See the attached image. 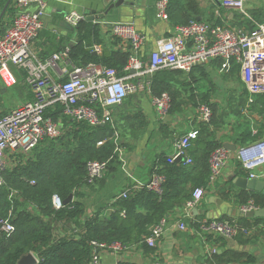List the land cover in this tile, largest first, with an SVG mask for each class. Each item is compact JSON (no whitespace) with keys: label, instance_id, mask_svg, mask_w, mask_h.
<instances>
[{"label":"built area","instance_id":"built-area-1","mask_svg":"<svg viewBox=\"0 0 264 264\" xmlns=\"http://www.w3.org/2000/svg\"><path fill=\"white\" fill-rule=\"evenodd\" d=\"M60 1L72 3L73 0ZM247 1L221 0V4L236 10L243 20L255 23L253 29L192 18L186 23L176 24L169 36L157 38L154 48L147 53V59L142 57L147 37L133 22L110 23L112 34L129 44L130 56L124 68L125 74L120 75L117 68L107 65L93 62L74 63L69 46L54 52L46 59L41 58L34 50L33 44L45 26L47 4L43 0H14L19 11L0 35V86L2 84L13 86L16 83L12 66H17L26 73L25 80L32 98L0 116V186H8L6 178L8 170L26 161L40 142L62 135L61 122L45 116L46 110L57 103L63 106V113L68 118L85 121L96 127L105 123L113 124L114 108L123 105L130 96L147 90L159 115L165 117L170 112L172 97L167 92L153 94L147 78L166 68L189 73L194 67L217 59L238 65L241 79L249 92L252 95H264V21L255 22L253 15L247 10ZM32 3L39 5L37 11L28 10ZM169 4L170 0L156 1L155 15L158 19H170ZM85 18L86 15L73 10L66 15V22L72 27H77ZM94 48L96 51L99 50L97 45ZM51 69H59L60 76L55 77ZM197 111L202 122H211L213 109L208 103H200ZM199 135L200 130L195 128L174 137L173 154L168 157V161L174 162L180 156L185 164H192L190 149ZM115 142L119 146L117 134ZM103 143L104 141L98 142L99 145ZM231 156V151L224 146H219L211 152L209 181H214L222 175ZM236 158L249 172L251 178L257 177L255 171L264 167V139L240 148L236 152ZM108 169L109 160L88 161L86 183H95ZM166 181L167 176L164 173L155 171L147 182L135 181V185L125 190L121 198H127L131 191L143 189L162 198ZM31 183H35V180ZM10 191L12 200L18 191L14 189ZM203 195L204 189L196 188L193 198L187 202L186 207L190 209L195 206ZM64 204L59 195H53L55 209H61ZM256 209L258 207L252 200L239 207L241 213ZM121 214H126L125 209ZM167 224L168 219L162 217L152 226L144 242L150 247H156ZM199 227L205 232L228 239L250 233L247 227L235 219L208 218L199 222ZM179 228L185 230L187 223L181 221ZM15 229L11 210L7 216H0V234L11 236ZM91 244L94 251L89 264H104L100 254L103 249L121 254L129 247L121 241L111 243L92 241Z\"/></svg>","mask_w":264,"mask_h":264},{"label":"crops","instance_id":"crops-1","mask_svg":"<svg viewBox=\"0 0 264 264\" xmlns=\"http://www.w3.org/2000/svg\"><path fill=\"white\" fill-rule=\"evenodd\" d=\"M43 1L47 4L44 16L45 26L34 42L33 48L41 58L46 59L54 52L77 43L76 32L66 22V15L70 11L76 10L86 16L93 13L100 14L116 0H73L72 3L60 0ZM7 2L8 0H0V13ZM155 3L156 0H145L144 6L133 12L132 16L133 23L147 37L143 58L154 48L157 38L169 36L176 24L183 23L193 16L212 23H224L248 30L253 28V25L243 20L236 10L224 7L221 0H170L169 20H160L156 17ZM246 7L253 15L255 22L264 19V0H248ZM38 8L37 3H32L28 10L37 11ZM18 11L13 1L1 24L5 27L9 26ZM92 22L99 24L101 28L103 46L108 49L128 50L129 44L122 40L118 44H113L116 36L111 32L109 21L96 18ZM94 50L96 51L95 48ZM96 52L101 54L103 47L99 46ZM198 66L193 68H196L193 73L197 81L193 85L197 102L208 103L215 108V114L213 112L215 117L209 123L202 122L197 111L199 104L190 102L183 105L182 111H176L173 115L169 112L165 117H161L147 90H141L138 94L129 97L125 104L115 107L113 124L116 125L119 137L117 147L121 164L113 165L101 179L82 187L85 215L91 216L99 211L102 216L109 215L115 210L121 194L132 188L135 181L147 182L150 179L155 172L152 170L153 166L160 155L169 157L173 154L174 137L195 128L202 131L201 123L207 124L205 133V135L208 134L207 137L221 142V146L224 147L225 143L235 145L236 149L231 150L225 147L232 154L228 165L218 179L209 181L208 178L206 184L200 186L204 189V195L195 206L188 209L185 203L182 206L171 207L167 211L168 224L156 247L145 248L142 242H134L129 244V247L121 254L103 249L100 254L104 264H264V222L257 224L251 219V226L248 228L250 233L240 234L234 238L237 244L244 246V250L235 249L228 238L205 232L199 227V222L210 219L216 214L228 212L219 218L233 215L240 205L244 204L240 203L238 198L241 192H257L239 185V178L251 177L237 160L236 152L253 143L242 138V134L247 130L259 137L258 140L264 139V105L262 103L264 95H252L249 92L241 79L239 66L235 63L217 59ZM18 70L20 69L17 66H12L16 78L13 86L20 79ZM50 71L55 77L60 76L59 69ZM24 82L26 83V80ZM13 86L5 84L0 86V116L28 100L32 94L28 87L27 98H22L23 95L20 93L19 97L13 96L12 103L10 100L7 103L3 93ZM202 98H205L207 102ZM138 112L143 114L142 118L134 117ZM128 116L131 118L127 119ZM190 155L194 159L192 151ZM255 172L258 174L257 178L264 179L262 174L264 167L258 168ZM188 189L193 198L196 188H193L191 182L188 183ZM188 213H190L189 216H187ZM231 217L239 221L238 217ZM181 221L187 223L185 230L179 228ZM153 225L148 227L149 231ZM60 231L59 233L64 232L63 229ZM239 239L249 242L243 244L238 241ZM241 251L250 253L255 261L246 263L243 258L225 262L216 260L214 257L215 253H229L232 257L235 252Z\"/></svg>","mask_w":264,"mask_h":264},{"label":"trees","instance_id":"trees-1","mask_svg":"<svg viewBox=\"0 0 264 264\" xmlns=\"http://www.w3.org/2000/svg\"><path fill=\"white\" fill-rule=\"evenodd\" d=\"M192 18L196 17L193 16L183 23ZM250 23L254 28V23ZM5 29L4 24H1L0 35ZM76 30L77 43L70 45V56L74 63H99L117 68L120 75L125 74L129 50L108 49L103 46L101 28L92 21L82 20L75 27L74 31ZM113 40V44L120 42L118 37ZM96 45L103 47L101 54L94 50ZM195 69L185 73L166 68L149 76L153 94L169 91L174 96L172 100L174 99L176 107L170 110L172 113L182 111L185 103L199 104L193 85L197 81L193 73ZM18 72L25 81L26 73L21 69ZM31 98L32 94L29 96ZM202 100L207 102L205 98ZM262 103L264 105V99ZM212 109L215 114V108ZM45 116L61 122L62 135L40 142L26 161L8 170V186H0V216H7L11 210L12 222L16 227L11 236L0 234V264H17L29 253L38 258L36 264H89L94 251L92 241H121L127 245L142 242L145 248H150L144 242L145 237L150 234L148 227L166 217L171 207L182 206L192 199L188 189L189 182L194 189L206 184L210 175V154L222 145L221 142L207 137L208 134L205 135L207 124L201 123L202 131L190 149L194 156L192 164L169 162L168 156L160 155L153 166V171L167 176L162 198L144 189L131 191L127 198L122 197L117 201L115 210L109 215L102 216L99 211L86 216L81 189L87 184V162L95 159L109 160V168L117 163L121 164L115 142L116 125L105 123L93 127L85 121L72 120L63 113L60 103L50 106ZM134 117L142 118L143 114L138 112ZM242 138L254 142L259 137L247 130ZM99 141L104 143L99 145ZM32 180L35 183H31ZM12 189L18 192L11 200ZM54 194L59 195L64 203L70 194H73V199L61 209H55ZM238 198L240 203L252 200L258 208L264 207V194L260 192L244 191ZM123 209L126 211L125 215L121 214ZM222 218L232 220L229 215ZM251 219L257 224L264 222V217H238V222L249 228ZM60 229L64 232L59 233ZM238 241L243 244L249 242L241 239ZM214 257L225 262L243 258L246 263L255 261L250 253L244 251L235 252L232 257L229 253H215Z\"/></svg>","mask_w":264,"mask_h":264},{"label":"water","instance_id":"water-1","mask_svg":"<svg viewBox=\"0 0 264 264\" xmlns=\"http://www.w3.org/2000/svg\"><path fill=\"white\" fill-rule=\"evenodd\" d=\"M13 1L14 0H8L5 7L1 11V13H0V24H1V21L3 20L5 14H6L8 7L10 6V4ZM144 2H145V0H116L114 3L110 4L109 7L103 13L90 14V15L86 16V19L93 21L96 18H100L102 20L109 21L110 23L133 22L132 21L133 20L132 19L133 12L138 11V9L141 6H144ZM155 14H156V8H155ZM198 19L201 20V18H198ZM73 29L75 30V27H73ZM76 35H77V30H76ZM225 147H227L228 149H231V150L236 149V146L231 145L230 143H225ZM176 160H177V162H181L182 157L179 156V157H177ZM238 180H239V185L241 187L252 189V190H255L257 192L264 194V179H260L257 177H255V178H246L245 177V178H239ZM72 199H73V194H70V196L65 200V203L72 201ZM225 213H228V212L226 211ZM225 213L220 214V215L216 214L212 218H219L220 216L224 215ZM230 216H233V217H264V207L249 211L247 213H241L239 208H238L234 212V214L230 215ZM229 242L231 243V245L234 244L235 249L244 250V246L237 244L234 241V239H229ZM246 249H249V247H246ZM37 262H38V260H37L36 256L33 253H29V254L23 256L22 259H20V261L17 264H36Z\"/></svg>","mask_w":264,"mask_h":264},{"label":"rangeland","instance_id":"rangeland-1","mask_svg":"<svg viewBox=\"0 0 264 264\" xmlns=\"http://www.w3.org/2000/svg\"><path fill=\"white\" fill-rule=\"evenodd\" d=\"M145 56H146L145 59H147V54ZM166 92L169 93L172 98H174V96L172 95L171 92H169V91H166ZM20 93L23 95L22 98H24V97L27 98L28 97L29 91H28V87L26 86V84L24 82V78L23 77H20L19 82L15 86H13L10 89H8L7 91H5L3 93L4 94L3 97L7 101V103H9V100H10V103H12L13 101H11V100H12L13 96L14 97L15 96L19 97L21 95ZM172 101L173 102H172L170 110H173L176 107L174 99ZM128 103H129V101H128ZM174 113H176V111H174L173 113H172V111H170V115H173Z\"/></svg>","mask_w":264,"mask_h":264}]
</instances>
